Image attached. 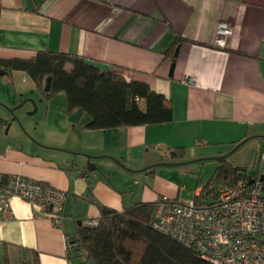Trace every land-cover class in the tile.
<instances>
[{"label":"crops","instance_id":"1","mask_svg":"<svg viewBox=\"0 0 264 264\" xmlns=\"http://www.w3.org/2000/svg\"><path fill=\"white\" fill-rule=\"evenodd\" d=\"M223 22L232 34L221 48L215 38ZM40 50L77 55L148 84L169 100L172 120L88 129L90 116L68 111L64 93L46 99L47 112L67 121L70 141L55 131L45 144L59 149L38 150L0 138V174L65 191L61 220L12 198L13 214L0 223V264H35L36 256L38 264H94L67 247L79 220L98 218L100 205L119 210L133 201L198 196V183L188 192V173L205 182L228 150L264 139V0H0V58ZM175 149L182 158H172ZM84 154L95 170L82 172ZM157 162L189 163L151 171Z\"/></svg>","mask_w":264,"mask_h":264},{"label":"trees","instance_id":"2","mask_svg":"<svg viewBox=\"0 0 264 264\" xmlns=\"http://www.w3.org/2000/svg\"><path fill=\"white\" fill-rule=\"evenodd\" d=\"M0 70L7 71V75L24 72L45 99L64 93L68 111L79 110L90 116L84 125L88 129L161 124L172 120V106L163 94L144 82L127 80L116 70L103 68L77 55L40 50L30 58H0ZM48 77L51 84L46 92L44 86ZM5 125L8 120L0 118V126ZM183 154V149H175L171 155L179 159ZM219 162L207 181L198 182L201 192L193 197L198 205L209 204L219 186L231 185L238 178L248 176L246 168L233 165L226 158ZM157 200L133 201L119 210L100 205L97 225H82L79 220L68 246L84 262L94 264H213L194 248L153 228L151 221ZM35 264H38L37 256Z\"/></svg>","mask_w":264,"mask_h":264},{"label":"built area","instance_id":"3","mask_svg":"<svg viewBox=\"0 0 264 264\" xmlns=\"http://www.w3.org/2000/svg\"><path fill=\"white\" fill-rule=\"evenodd\" d=\"M231 34L229 23L219 24L216 46L225 47ZM14 197L28 203L35 215L60 223L65 191L21 174H0V223L12 216ZM97 223L94 218L85 225ZM151 225L213 264H264V181L240 177L219 186L215 198L203 205L194 198H159Z\"/></svg>","mask_w":264,"mask_h":264},{"label":"rangeland","instance_id":"4","mask_svg":"<svg viewBox=\"0 0 264 264\" xmlns=\"http://www.w3.org/2000/svg\"><path fill=\"white\" fill-rule=\"evenodd\" d=\"M40 95L39 89L24 72L14 71L11 75H0V118L8 120L7 132L6 126H0V138L12 139L17 145L19 142H30L28 145L35 144L34 148L38 150V145L50 149L58 148L45 144L46 140L54 138L55 131L56 136L59 137V133H62L70 141L68 125H64L67 121L55 111L47 112L46 99ZM228 153L230 154L226 159L233 165L246 168V175L257 176L260 171L264 173V160H261L264 157V139H249L241 147L234 151L230 149L225 154ZM197 178V175L193 177L192 174H187L185 183L188 192L193 191L198 183Z\"/></svg>","mask_w":264,"mask_h":264},{"label":"water","instance_id":"5","mask_svg":"<svg viewBox=\"0 0 264 264\" xmlns=\"http://www.w3.org/2000/svg\"><path fill=\"white\" fill-rule=\"evenodd\" d=\"M177 54V50L175 51V55ZM173 68V64H172V66H171V69ZM7 74V71H5V70H0V75H6ZM50 84H51V77H48L47 79H46V83H45V86H44V91H49V89H50ZM13 111V110H12ZM7 132V131H6ZM248 139H246V140H243V141H241L240 143H238L235 147H233L232 149H231V151H234V150H236L237 148H239L242 144H244L246 141H247ZM55 149H58V148H55ZM230 153H228V154H226L225 156H222L221 158H218V159H225V158H227L228 157V155H229ZM84 156L88 159V162L85 164V166H82V172H88V171H92V170H95L96 169V167H95V165L92 163V162H90V158H92L93 156H90V155H86V154H84ZM185 163H189V162H177V163H173V162H157V163H154V164H152L151 166H149V167H156V166H158V165H177V164H185ZM91 165H92V167L93 168H91ZM260 180H262V181H264V173H262L261 175H260Z\"/></svg>","mask_w":264,"mask_h":264},{"label":"flooded vegetation","instance_id":"6","mask_svg":"<svg viewBox=\"0 0 264 264\" xmlns=\"http://www.w3.org/2000/svg\"><path fill=\"white\" fill-rule=\"evenodd\" d=\"M6 126V127H5ZM5 126H3V127H5V129H6V131H7V125H5Z\"/></svg>","mask_w":264,"mask_h":264}]
</instances>
